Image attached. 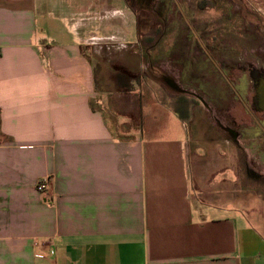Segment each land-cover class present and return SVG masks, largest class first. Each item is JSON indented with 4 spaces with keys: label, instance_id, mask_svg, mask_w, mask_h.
<instances>
[{
    "label": "crops",
    "instance_id": "0c3cea01",
    "mask_svg": "<svg viewBox=\"0 0 264 264\" xmlns=\"http://www.w3.org/2000/svg\"><path fill=\"white\" fill-rule=\"evenodd\" d=\"M143 47L128 0H0V264H264L220 142L192 176L185 118L215 114L139 79Z\"/></svg>",
    "mask_w": 264,
    "mask_h": 264
},
{
    "label": "rangeland",
    "instance_id": "374dc122",
    "mask_svg": "<svg viewBox=\"0 0 264 264\" xmlns=\"http://www.w3.org/2000/svg\"><path fill=\"white\" fill-rule=\"evenodd\" d=\"M128 3L136 16L138 38L145 50L143 59L156 68L144 69L139 79L148 77L157 88L163 86L165 93L179 92L180 87L175 85L178 82L181 88L199 95L203 105L209 107L222 124L245 133L237 146L227 133L216 132L213 115L212 128L205 118L206 113L202 119H197L201 130L191 118H185L188 136L195 147L192 176L195 178L203 172L199 163L208 156L203 146L211 141L220 142L217 157L234 159L229 176L225 173L222 176V171L221 175L216 174L222 179L220 189L227 187L226 194L234 193L236 207L248 205L249 209L264 215V149L244 145V141L254 135L253 123L238 97L227 89L220 72L221 67L225 68L227 77L236 84L248 77L251 67L264 65V17L246 0H128ZM212 32L217 35L216 39ZM240 92L249 103V92ZM218 95L222 98L218 99ZM131 118L133 122L139 120L135 114ZM233 119L237 125L232 124ZM244 160L260 172V179L245 174ZM251 219L254 220L253 214Z\"/></svg>",
    "mask_w": 264,
    "mask_h": 264
},
{
    "label": "flooded vegetation",
    "instance_id": "af4514ba",
    "mask_svg": "<svg viewBox=\"0 0 264 264\" xmlns=\"http://www.w3.org/2000/svg\"><path fill=\"white\" fill-rule=\"evenodd\" d=\"M216 64V62H215ZM220 72L222 73V78L224 80L227 89L231 91L233 96L240 100L242 103L245 112L248 113V116L253 123V136L250 135L248 141H244L245 146H254L255 148H263L264 149V110L259 107V99L258 96L260 94V89L264 84V65L260 68L251 67L248 72V77L242 78L236 84L234 81H231L227 76V71L225 68L221 67ZM244 90L245 93L248 91L250 96V102L248 103L246 97L241 94L240 91ZM227 95V94H226ZM221 95H218V99H221ZM249 106V107H248ZM216 123V132L219 133H227L231 137V142L233 144L240 146L239 138L243 136L245 133L239 131L236 127H232L229 125L222 124L220 118L214 116ZM237 121L235 119L232 120V124H236ZM237 125V124H236ZM221 130V132H219ZM244 169L246 175L253 177L255 179H260V172H256L246 160L243 162Z\"/></svg>",
    "mask_w": 264,
    "mask_h": 264
},
{
    "label": "built area",
    "instance_id": "2783aa9c",
    "mask_svg": "<svg viewBox=\"0 0 264 264\" xmlns=\"http://www.w3.org/2000/svg\"><path fill=\"white\" fill-rule=\"evenodd\" d=\"M51 176L46 175L40 178L36 184L37 191L42 194L43 201L48 205H52V196L50 192Z\"/></svg>",
    "mask_w": 264,
    "mask_h": 264
},
{
    "label": "water",
    "instance_id": "95a60500",
    "mask_svg": "<svg viewBox=\"0 0 264 264\" xmlns=\"http://www.w3.org/2000/svg\"><path fill=\"white\" fill-rule=\"evenodd\" d=\"M259 99V107L262 108L264 110V84L262 85L261 89H260V94L258 96Z\"/></svg>",
    "mask_w": 264,
    "mask_h": 264
},
{
    "label": "trees",
    "instance_id": "16d2710c",
    "mask_svg": "<svg viewBox=\"0 0 264 264\" xmlns=\"http://www.w3.org/2000/svg\"><path fill=\"white\" fill-rule=\"evenodd\" d=\"M212 34H213V32H212ZM209 35V34H208ZM208 37V36H207ZM217 38V35H215V32H214V34H213V39H216Z\"/></svg>",
    "mask_w": 264,
    "mask_h": 264
}]
</instances>
